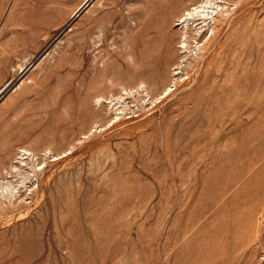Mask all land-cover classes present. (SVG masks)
Segmentation results:
<instances>
[{
	"label": "rangeland",
	"instance_id": "obj_1",
	"mask_svg": "<svg viewBox=\"0 0 264 264\" xmlns=\"http://www.w3.org/2000/svg\"><path fill=\"white\" fill-rule=\"evenodd\" d=\"M51 1L0 0V158L45 160L0 206V264H264V0H231L191 54L178 13L201 0H61L63 21Z\"/></svg>",
	"mask_w": 264,
	"mask_h": 264
},
{
	"label": "bare ground",
	"instance_id": "obj_2",
	"mask_svg": "<svg viewBox=\"0 0 264 264\" xmlns=\"http://www.w3.org/2000/svg\"><path fill=\"white\" fill-rule=\"evenodd\" d=\"M58 1V0H57ZM55 0L51 1L52 3H55L57 4V6L54 8L56 10H54L53 8H50L51 6L55 5H51V6H48L46 5V8H50L53 9V11H56V12H52L51 10V18H50V21L53 19H56V18H60L61 20L60 21H63L65 19V14L67 13H70L71 10H72V14H73V7H69L70 9H66L62 4L63 2H57ZM77 1V0H76ZM82 1V0H81ZM81 1H79V4L81 3ZM83 1H86V0H83ZM82 1V3H83ZM89 0H87L84 5L78 10H83L84 9V6L87 4ZM169 2V1H168ZM196 3V2H195ZM194 3V4H195ZM198 3V2H197ZM200 4L197 5L195 4L196 6L194 7H188V8H182V12L178 15H179V20L182 24L181 26V30H180V38H179V44L182 45V47L185 49V52H188V54H191L189 53V51H191L189 48L191 47V39H194V40H197V46L199 49H204L205 48V44L203 43L202 45L199 44V41L198 40V36H200L201 39H203V37L206 35V33L208 31H211V34L210 37L211 38H214L216 36V29H218L220 27V24H218L216 21L218 22H222L225 17H224V12L225 11H228L229 10V7H227L226 5L229 6V4L231 3V0H224V2H222V0H201L199 2ZM47 4V3H46ZM49 4V3H48ZM168 4V3H167ZM173 4V3H172ZM253 5V4H252ZM171 6V5H169ZM226 6V8L224 7ZM79 7V6H78ZM162 7V6H161ZM83 8V9H82ZM165 8V7H164ZM78 9V8H77ZM76 9V11H77ZM231 9V8H230ZM47 11V10H46ZM49 11V9H48ZM79 13V12H78ZM226 14V13H225ZM48 15V14H46ZM76 15V13H75ZM77 16V15H76ZM174 16V15H173ZM70 18V17H69ZM232 19V18H231ZM230 19V20H231ZM48 20V18H47ZM66 20V19H65ZM69 20V19H68ZM71 20V19H70ZM174 20V18H173ZM59 21V22H60ZM211 21H214L213 24H211ZM241 21V20H240ZM49 23H52V22H49ZM233 23V22H232ZM44 24V23H43ZM65 24V23H64ZM47 25V23H46ZM31 26V25H30ZM60 26V25H59ZM195 27V28H193ZM41 28V27H40ZM195 30V34H193L192 36V31ZM57 31L58 30V26H55L53 28V31ZM163 31V30H162ZM161 31V32H162ZM224 31V30H223ZM209 33V32H208ZM208 35V34H207ZM47 37V36H46ZM163 37V36H162ZM41 38V37H40ZM155 40V39H154ZM162 40V38H161ZM160 40V41H161ZM218 40V39H217ZM217 42V41H216ZM156 44V43H155ZM158 44V43H157ZM156 44V45H157ZM169 44L170 43V40L168 41V38L167 36L165 35V37L163 38V40L156 46L153 47V49L151 50L150 53H148L146 56H145V63H146V67L145 68H142V71L140 72L141 74L149 71L150 75H151V78H152V81L151 83L149 84V86L151 84H155L157 83V80L159 78H161V75H160V69L161 67H165L166 69H168L169 71H171V66L173 65L172 64V61H171V56L168 54L169 52H167L168 48L171 47ZM180 45V47H181ZM196 47V46H195ZM215 47V46H214ZM152 48V47H151ZM182 48V49H183ZM211 49V48H210ZM150 51V50H149ZM170 51V50H169ZM184 51V50H183ZM148 52V51H147ZM193 52V51H192ZM209 53V52H207ZM171 54V53H170ZM187 54V53H185ZM235 54H236V51H235ZM238 56V55H237ZM188 57V56H187ZM220 59V58H219ZM236 62V61H235ZM234 62V64H235ZM239 62V61H238ZM187 63V62H186ZM203 63V62H202ZM188 64V63H187ZM192 64V62L190 63V65ZM201 65V64H200ZM185 66V65H184ZM187 66V65H186ZM239 66V65H238ZM181 68V67H180ZM178 70L180 71V69L178 68ZM237 70V69H236ZM175 71V70H174ZM240 71V70H239ZM171 73V72H170ZM180 73H183V72H180ZM169 74V73H168ZM176 74V73H175ZM179 74V73H177ZM186 74H188V71H186ZM226 74V73H225ZM179 78L180 77H183V75H178ZM176 79V78H175ZM236 79V78H235ZM161 80V79H160ZM184 80V78H183ZM162 81V80H161ZM176 81V80H175ZM237 81V80H236ZM229 82V81H227ZM146 83V81L141 77L137 83V89L136 91H140L138 88L142 86V84ZM191 83V82H190ZM234 83V82H233ZM11 84V83H10ZM13 84V83H12ZM232 85V84H231ZM10 86V85H9ZM144 86V85H143ZM147 86V85H146ZM145 86V87H146ZM233 86V85H232ZM223 87V85H222ZM226 87V86H225ZM8 88V86H7ZM171 85L168 84V83H164V86H163V91L160 93L161 96L162 94H165V96L169 95L171 93ZM129 89V88H128ZM127 88H123V90H125V94H130V92L128 91ZM226 89V88H224ZM238 89V87H237ZM147 91V95H150L151 96V90H149L148 87H146L145 89ZM144 90V91H145ZM222 91H225V90H222ZM233 91V90H232ZM237 91V90H235ZM134 92V90L131 89V93ZM234 92V91H233ZM124 93V92H123ZM143 93V92H142ZM220 93V92H219ZM235 93V92H234ZM237 93V92H236ZM145 94V93H144ZM214 94V93H213ZM133 95V94H132ZM156 95V94H155ZM216 95V94H215ZM142 96V95H140ZM160 96V95H159ZM158 96V97H159ZM264 96V95H263ZM154 97V96H153ZM214 97V96H213ZM217 97H218V94H217ZM215 97V99L217 98ZM227 97V96H226ZM230 97V96H229ZM103 98H105L103 95H99L96 97V101L98 102V104H102L104 101H103ZM126 97H124V95H120L118 97H112L110 99H107L108 100V103L110 106L109 108L110 109H115L117 112L121 111L120 114L124 113L122 111L130 108V104L128 103V101H126L125 99ZM149 98V97H148ZM263 98V97H262ZM152 99V98H151ZM157 99V98H156ZM220 99V98H219ZM139 100H144V102L146 103L145 101V97L142 96L141 99ZM154 100V98H153ZM152 100V101H153ZM218 100V99H217ZM222 100V98H221ZM225 100V99H224ZM227 100V99H226ZM223 101V100H222ZM148 102V101H147ZM154 102V101H153ZM220 102V101H219ZM142 103V102H141ZM221 103V102H220ZM227 103V102H226ZM223 104V103H222ZM132 105V104H131ZM147 106V105H146ZM150 106V105H149ZM217 106V105H215ZM219 106V105H218ZM217 106V107H218ZM221 106V105H220ZM219 106V107H220ZM228 106V105H227ZM226 106V107H227ZM134 107V106H133ZM138 107V106H136ZM218 107V108H219ZM224 107V106H223ZM147 108V107H146ZM213 108V107H212ZM133 109V108H132ZM144 109V108H143ZM215 109V108H213ZM114 110V111H115ZM131 110V109H130ZM112 111V110H111ZM113 111V112H114ZM219 111V110H218ZM115 112V113H117ZM220 112V111H219ZM218 112V113H219ZM223 112V110H222ZM114 113V114H115ZM206 113V112H205ZM216 113V112H215ZM119 114V113H118ZM117 114V115H118ZM116 116V115H115ZM118 117V116H116ZM114 119V118H112ZM116 119V118H115ZM112 121V120H111ZM2 146V145H1ZM3 147V146H2ZM22 147V146H21ZM20 147V148H21ZM51 148V147H50ZM49 148V149H50ZM48 149V148H47ZM46 148L44 149L47 150ZM5 150V149H4ZM17 150V149H16ZM18 150H19V147H18ZM35 149H33V147L31 146H24L23 148H21L19 150V152L17 151V155L15 156L17 159H18V162L17 164H14V162H11V164L9 165L10 168H8L7 166V163L5 162V160L3 158H0V170L2 172H6L9 176L11 174V176H14L15 179H12V178H8L7 177L5 178H2L0 179V206L2 208V204L5 206L4 203H6L7 201L10 203V204H16L15 203V200H19V198H22L23 196V192L22 191H25V193H31L33 191H37L35 189V184H37L36 188L39 186V179L37 177V171L38 170H41L42 167L40 166L41 163L45 162V160L43 161H39V158L36 157V153L34 152ZM3 151V149H2ZM47 151H50V150H47ZM46 151V152H47ZM45 152V153H46ZM40 154V153H38ZM18 155H20L19 157H17ZM2 156H4L2 154ZM40 156V155H38ZM46 156V155H45ZM1 157V156H0ZM14 157V159H15ZM35 157V159H34ZM9 158V157H7ZM42 158V157H41ZM6 159V158H5ZM13 158L11 160H14ZM43 159V158H42ZM38 160V162L36 163V161ZM42 165V164H41ZM49 168V167H48ZM45 169L46 167L43 169V172H45ZM4 175V174H3ZM51 175V174H50ZM6 176V175H5ZM36 176V177H35ZM35 177V178H34ZM180 178V177H179ZM7 179V180H6ZM39 192V191H38ZM37 194V193H36ZM22 200L25 201V199L23 198ZM20 202V201H19ZM8 203V204H9ZM18 203V202H17ZM11 205V206H12ZM10 206V205H9ZM28 206V205H27ZM8 207V206H7ZM4 208V207H3ZM2 208V209H3ZM13 208V207H12ZM15 208V206H14ZM26 208V206H25ZM6 209V208H4ZM24 209V208H23ZM21 211V210H20ZM26 213V212H25ZM22 215V213H21ZM20 215V216H21Z\"/></svg>",
	"mask_w": 264,
	"mask_h": 264
}]
</instances>
